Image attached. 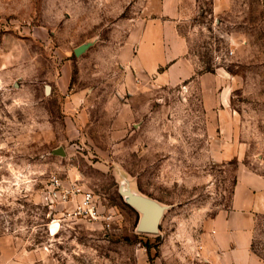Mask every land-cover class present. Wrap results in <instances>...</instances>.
<instances>
[{"label": "rangeland", "instance_id": "obj_1", "mask_svg": "<svg viewBox=\"0 0 264 264\" xmlns=\"http://www.w3.org/2000/svg\"><path fill=\"white\" fill-rule=\"evenodd\" d=\"M147 3H0V37L14 32L34 57L0 56V257L12 247L34 264H191L240 169L264 176V0H185L180 31L200 72L226 78V113L133 66ZM54 175L93 190L111 227L63 218L73 205L44 199ZM123 188L168 206L159 232L138 231ZM253 245L264 264L262 212Z\"/></svg>", "mask_w": 264, "mask_h": 264}, {"label": "crops", "instance_id": "obj_2", "mask_svg": "<svg viewBox=\"0 0 264 264\" xmlns=\"http://www.w3.org/2000/svg\"><path fill=\"white\" fill-rule=\"evenodd\" d=\"M0 3L7 7V0ZM185 6V0H148L147 18L133 43V66L157 85L187 83L188 88L197 87L208 112L226 113L229 103L226 78L218 70L200 72L198 62L189 54L188 39L180 31V24L186 18ZM32 27V30H40L37 26ZM40 33L41 30L36 34ZM10 34L15 35L5 31L0 37V56L8 59L15 54L19 61L34 59L28 49L29 54L25 53L21 38L13 39L8 36ZM263 195L264 176L242 167L237 175L231 205L220 210L207 223L202 248L191 253V257L197 258L191 264H262L252 245L257 214L264 213L260 209ZM9 249L4 252L7 254ZM10 251L9 258L0 257V264H34L29 252L19 253L12 247Z\"/></svg>", "mask_w": 264, "mask_h": 264}, {"label": "built area", "instance_id": "obj_3", "mask_svg": "<svg viewBox=\"0 0 264 264\" xmlns=\"http://www.w3.org/2000/svg\"><path fill=\"white\" fill-rule=\"evenodd\" d=\"M44 199L53 204H72L63 218H83L91 222H99L104 228L111 227L114 221V214L101 208L93 190L80 186L76 181L66 183L57 175L51 177Z\"/></svg>", "mask_w": 264, "mask_h": 264}, {"label": "water", "instance_id": "obj_4", "mask_svg": "<svg viewBox=\"0 0 264 264\" xmlns=\"http://www.w3.org/2000/svg\"><path fill=\"white\" fill-rule=\"evenodd\" d=\"M92 44L93 43L91 41L82 43L74 49V53L77 56H80ZM46 91L47 93H50V85L46 86ZM56 153L61 154L62 149H57ZM121 193L125 196L127 202L136 208L140 213V218L137 225L138 231L146 233L159 232L161 220L168 206L151 197L133 192L129 188L121 189Z\"/></svg>", "mask_w": 264, "mask_h": 264}, {"label": "trees", "instance_id": "obj_5", "mask_svg": "<svg viewBox=\"0 0 264 264\" xmlns=\"http://www.w3.org/2000/svg\"><path fill=\"white\" fill-rule=\"evenodd\" d=\"M252 248H253V250L256 252V250L254 249V245H252ZM257 253V252H256ZM258 254V253H257Z\"/></svg>", "mask_w": 264, "mask_h": 264}]
</instances>
